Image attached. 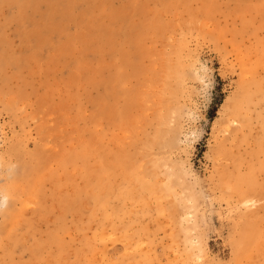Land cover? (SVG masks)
Instances as JSON below:
<instances>
[{"label":"rangeland","instance_id":"1","mask_svg":"<svg viewBox=\"0 0 264 264\" xmlns=\"http://www.w3.org/2000/svg\"><path fill=\"white\" fill-rule=\"evenodd\" d=\"M0 264H264V0H0Z\"/></svg>","mask_w":264,"mask_h":264},{"label":"bare ground","instance_id":"2","mask_svg":"<svg viewBox=\"0 0 264 264\" xmlns=\"http://www.w3.org/2000/svg\"><path fill=\"white\" fill-rule=\"evenodd\" d=\"M166 71H167L166 74H168V75H170V76H171V75H172V76H175V75H174V72H170V71H169V68H168V67L166 68ZM168 75H167V76H168ZM165 83H166V82H165ZM163 84H164V83H163ZM164 86L166 87L167 85H164ZM168 86H169V84H168ZM167 88H168V87H167ZM167 88H166V89H167ZM167 90H168V89H167ZM169 92H170V91H169ZM170 93H172V92H170ZM173 95H174V93H173ZM170 97H171V96H170ZM170 97H169V98H170ZM162 99H163V98H161L160 100H162ZM164 100H165V99H164ZM164 102H165V101H164ZM162 103H163V100H162ZM158 117H159V116H158ZM162 118H164V117H161V116H160V117H159V121L162 122V121H163ZM161 122H158V123H161ZM163 123H164V122H163ZM173 125H174V124H173ZM156 126H158V125H156ZM159 126H162V125H159ZM169 128H170V127H169ZM157 129H158V128H157ZM155 130H156V129H155ZM169 130H170V129H169ZM167 133H170V132H167ZM175 134H176V133H175ZM152 135H153V136H152ZM152 135H151L152 137H150L149 139H147V138H145V139L149 141L150 145H151V143H152V146H153L155 143H158L159 141H162V137H163V135H164L163 128H159L154 134L152 133ZM169 136H170V135H169ZM173 136H174V134H173ZM166 137H167V136H166ZM171 139H172V138H171ZM167 140H168V139H167ZM169 140H170V139H169ZM143 141H144V140H143ZM145 142H146V141H145ZM145 142H144V143H145ZM166 142H167V141H166ZM144 143H142V145H146V144H144ZM146 143H147V142H146ZM149 143H148V144H149ZM165 144H166V143H165ZM157 145H158V144H157ZM146 146H147V145H146ZM148 146H149V145H148ZM148 146H147V150H148ZM149 147H150V146H149ZM154 147H155V146H154ZM156 147L158 148V146H156ZM156 147H155V148H156ZM159 147H161V146H159ZM150 148H152V147H150ZM164 148H165V147H164ZM144 149H145V148H144ZM144 149H143V150H144ZM161 149H162V148H160V150H161ZM165 149H166V148H165ZM145 151H146V150H145ZM157 151H158V150H157ZM161 152H162V150H161ZM163 152H164V151H163ZM146 153L148 154V152H146ZM144 154H145V153H144ZM147 154H146V155H147ZM160 154H161V153H160ZM160 154L158 153V155H160ZM164 154H165V153H164ZM156 155H157V154H156ZM162 155H163V154H162ZM124 173H125V168H124ZM243 192H244V191H243ZM243 192H242V193H243ZM240 194H241V193H240ZM244 234H245V235H244L243 238L245 239V238L248 237V231L246 230V231L244 232ZM239 238H240V236H239ZM240 239H241V238H240ZM240 239H239V240H240ZM244 242H245V241H244ZM237 244H238V245H237V249L239 250V246H240V250H239V251H241L242 248H243V246H244L243 243H241V242L239 243V242H238ZM244 244H245V243H244ZM242 245H243V246H242Z\"/></svg>","mask_w":264,"mask_h":264}]
</instances>
